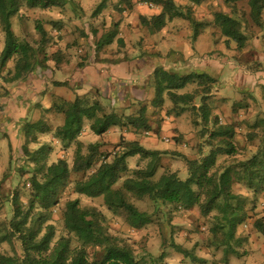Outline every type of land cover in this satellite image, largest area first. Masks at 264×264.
Returning a JSON list of instances; mask_svg holds the SVG:
<instances>
[{
	"label": "rangeland",
	"instance_id": "374dc122",
	"mask_svg": "<svg viewBox=\"0 0 264 264\" xmlns=\"http://www.w3.org/2000/svg\"><path fill=\"white\" fill-rule=\"evenodd\" d=\"M116 1L108 0L106 6L97 13L95 12L101 0H73L60 8L46 10L22 7L19 13L11 19L12 31L19 40L26 41L33 48H40L38 57L39 60H44L43 63H45L47 69H49L48 64H50V61L57 62L60 65L64 63L67 65L72 64L71 70L68 72L51 71L50 79L52 81L73 80V68L75 65H84L85 62H87V66L91 65L93 61L100 58V54L107 56L104 57L107 62H117L121 61L122 58L125 59L128 52L135 48L145 49L146 52L148 50L155 52L154 48L160 43L159 37L167 29V34H175L180 39L196 41L192 37L194 29L189 21L177 18L175 22L168 23L161 31L151 34L146 27L140 24L139 17L142 16L141 12L146 14L143 16L150 17L151 11L154 10L153 7L148 8V3H144L142 0H127L131 7L121 12L113 7ZM174 1L182 6L183 10L186 9V1ZM224 1L205 0L201 5L194 6L191 11V18L194 22L200 24L198 34L205 30H210L214 37V39L210 38L207 48L208 52L211 53V57L197 59H200V62L208 60L219 61L223 66V70L219 73L208 67L201 70V73L202 71L203 73H208L218 80L217 84L214 82L211 85L210 93L213 94L211 97H207L205 102L209 100V103L214 104L221 97H227L230 100L234 99L233 101L237 102L240 100V96H244L240 100V102L244 101V103L232 105L230 111H223L219 106H216L215 110L217 109L219 113L213 116L210 114L211 120L213 117H217L218 124L232 125L235 131L231 140L234 149L232 155L220 153L217 155V164L223 166L250 158L256 152L260 136L263 135L262 132L264 130L262 126L255 130L252 129L258 120L264 119V93L261 87L254 85L257 91L239 87L235 80L237 72L230 68V66L236 65L235 67L241 66L244 68V71L262 72L264 70V34L263 31L249 22L246 2H237L233 11L237 16H242L246 20L244 34L248 39L241 52L234 50V43H231L232 47H226L223 43L224 41L221 42L222 37L219 30L213 25V14L215 12L229 11V4ZM121 8L123 9L122 6ZM262 18L264 21V13ZM124 19L127 20V23H123L125 30L120 31L119 26ZM36 22L47 33L46 41L41 44H39V35L35 30ZM54 22L59 24V29L52 27ZM113 30L116 31L117 38H120L118 36L119 33L124 35V39L120 38L122 45L114 42L111 46L103 47L99 54H96L94 52L95 43L101 36ZM147 34H155L157 38L155 40H147L148 37L146 38L145 36ZM200 41L201 38L197 40L198 44ZM3 44L4 34L0 27V52ZM92 56L93 58H91ZM197 56L200 55L196 54L195 57ZM262 58L263 61H261ZM13 67L14 63L8 61L4 67L0 68V98L4 97L6 92H8L7 88L11 89L15 86L18 87L19 91L24 90L26 92L28 85L19 82H8L12 77ZM186 70L179 74L184 75L192 72V70ZM193 71L199 72L197 70ZM41 73V70L36 69L28 79L36 81ZM48 77L45 76L43 81L49 93L51 91V93L54 92L55 94L62 92L72 95L70 89L66 87H54L52 82H48ZM118 86V92L113 98H110L114 102L113 105L108 100L98 98L104 109L106 111L113 110L118 114L128 116L135 115L140 107L145 106L147 124L150 129L148 131H135L132 127H129L117 129L115 132H109L99 137L92 135L79 136L78 141L84 146V152L85 146L91 144L92 142L90 141L95 138L98 139L94 143L99 142L101 144L100 151L110 153L119 149L117 146H119L121 138L127 142L128 138L131 140L133 137L144 141L140 145L148 150L162 149L161 152H165L161 157L162 166L169 169V171L177 172L181 179H185L187 172L184 158L200 159L206 156L210 150L224 147L225 143L219 137L211 136V132L215 130L213 122L203 123L201 112L197 111L200 106V98L194 100V110L185 109L184 111L186 112L177 114L171 110L172 105L167 100L161 111H157L151 105L154 97L151 78H148V81L142 86V90L138 89V92L135 93L139 98L134 94L131 84L129 86L119 84ZM82 88L83 91H89L87 96L90 98L99 91L97 87L89 88L83 86ZM195 88L196 85L191 84L182 93L201 91V89ZM239 94L241 95L239 96ZM47 97L50 99L46 103V109L48 110H43L37 118L36 109H42L39 103L40 100L37 99L35 106L30 108L31 115L28 113L26 118L20 119L19 122L15 123L11 115H9L11 112L3 111L4 105L0 106V230H3V224H6L12 218L13 195L18 197L24 207L30 197V185L28 182L33 173L34 164L24 156L22 147H26L29 152H34L41 146H49L50 152L47 155V164L62 158L71 168L75 144L73 143L68 148H64L52 134L54 129L63 123V116L55 114L52 108L54 104L64 100L59 97H57L59 99H52L49 95ZM20 98L25 101L22 95H20ZM74 99L72 98V101ZM165 115L170 117V121H166V118L162 119ZM38 121L42 123V129H46L44 131L46 133H39L41 131L33 129L31 131L34 132L33 135H26L25 132H28L30 125ZM4 123L7 124L4 125ZM252 130L254 132H251ZM6 132H9V134L16 133L18 140L14 148L8 145L9 140ZM146 132H152V135H147ZM249 132L256 134L255 137H253L254 135L252 136V140L247 137ZM175 137H178V139H175ZM147 138L157 140V146L150 145ZM54 140L58 143H54ZM136 165L142 167L145 162L140 161L138 157L128 158V167L130 169L135 168ZM161 173L162 169L158 171V175ZM82 176V174L71 172L70 181L80 179ZM232 191L243 197L244 209L248 218L237 228L236 237L240 238L242 242L235 247L236 254H229L226 259L222 256L223 248L214 245L213 237L210 233L212 221L209 218L200 216L196 208L184 210L174 205H166L159 209H154L152 203L148 200L132 201L138 210L146 212L152 217V221L145 228L133 230L122 216L112 214L104 207L102 198L91 199L73 194L70 185L64 190L58 205L53 208L51 213L49 223L55 228L53 242L59 237L67 235L63 227L62 212L68 201L77 199L80 207L94 208L104 216L106 232L110 236L117 238L121 244L128 245L134 252L138 264H151V260L158 257H161L162 264H264V238L253 228V223L256 220L264 222V192L254 193L237 184L232 186ZM71 246H77L74 238H72ZM174 246H179L193 253L197 261L185 258L176 251ZM88 251L91 253L92 248L88 247ZM0 254L11 257L21 255L20 243L15 236L9 240L0 241Z\"/></svg>",
	"mask_w": 264,
	"mask_h": 264
},
{
	"label": "trees",
	"instance_id": "16d2710c",
	"mask_svg": "<svg viewBox=\"0 0 264 264\" xmlns=\"http://www.w3.org/2000/svg\"><path fill=\"white\" fill-rule=\"evenodd\" d=\"M70 1L73 0H0V27L4 34L0 68L8 61L14 63L12 77L8 82L23 84L36 69L42 72L47 69L44 60H39L40 48H33L26 41L19 40L12 31L11 19L22 7L46 10L60 8L71 3ZM184 1L187 3L185 10L174 0H142L159 8L160 12L150 17L140 16V24L153 34L161 31L174 19L181 18L193 25L192 37L195 38L200 24L191 18V11L194 6L201 5L205 0ZM240 1L246 2L249 22L264 34V0H225L224 2L229 4V11L215 12L213 25L224 39V45L229 47L234 43L236 52L242 51L248 39L244 34L246 20L233 11L234 5ZM107 2L108 0H101L95 13L103 9ZM118 5L123 9L118 8ZM113 7L122 12L129 9L131 4L127 0H118ZM52 27L59 29V24L54 22ZM35 30L39 35V44L46 41V30L38 22L35 24ZM114 41L122 45V40L117 38V33L113 30L98 39L94 52L97 54ZM179 73L181 72L165 70L160 66L154 69V97L151 105L160 111L168 100L172 105L171 110L180 114L185 109L194 110L193 102L200 98L197 111L201 112L203 123L213 122L215 130L211 132V136L219 137L225 143L224 147L210 150L200 159L184 158L187 177L181 179L177 172L162 166L161 157L165 152L148 150L137 141L126 142L121 138L117 146L119 149L110 153L101 152L99 142L87 144L84 152V146L78 141L85 127L89 133L98 137L106 134L111 128L132 127L135 131H148L150 128L145 106L140 107L135 115L128 116L113 110L106 111L98 100V92L92 98L87 95L76 96L72 102L61 101L54 104L53 112L63 116V123L54 129L53 137L64 148L75 144L71 168L62 158L47 164L49 146H41L34 152L22 147L24 156L34 164L28 182L30 197L24 207L18 197L13 195L12 218L3 224V230H0V241L9 240L14 236L17 238L21 255L11 257L0 254V264H138L132 249L106 232L104 216L94 208L80 207L77 199L68 201L62 212L63 227L67 235L53 242L55 228L49 223L51 213L68 185L72 187L73 194L91 199L102 198L104 207L110 213L122 216L133 230L145 228L152 221V217L138 210L132 201L148 200L154 209L166 205H174L184 210L196 208L200 216L212 221L210 233L214 245L223 248V258L236 254L235 247L242 242L236 237V231L248 216L244 209L243 197L233 193L232 186L237 184L254 193L264 192V130L258 148L250 158L224 166L218 165L219 153L232 155L234 152L231 140L235 131L232 125L218 124L217 117L212 120L210 118L205 99L211 94L210 87L215 80L206 73L196 71L184 75ZM191 84H195V89L201 91L182 93ZM261 89L264 93V86ZM41 124L40 121L31 124L28 132H25L26 135H33V129L46 133ZM261 126L264 128V119L258 120L252 129ZM251 132L247 137L252 140L256 134ZM133 157H138L145 165H136L130 169L128 158ZM160 169L162 173L158 175ZM71 172L83 176L70 181ZM253 228L264 238L262 220H256ZM71 237L76 240L77 246H71ZM88 247L92 248L91 253ZM174 247L185 258L197 261L193 253L179 246ZM161 261V257H158L151 260V264H162Z\"/></svg>",
	"mask_w": 264,
	"mask_h": 264
},
{
	"label": "crops",
	"instance_id": "0c3cea01",
	"mask_svg": "<svg viewBox=\"0 0 264 264\" xmlns=\"http://www.w3.org/2000/svg\"><path fill=\"white\" fill-rule=\"evenodd\" d=\"M117 3H118V0L115 2V5ZM117 7L121 8L119 5ZM152 7L154 8V10L151 11L150 15H155L160 12V9L157 7L151 6L148 8H152ZM141 15L143 16L146 14H143L141 12ZM126 21L127 20L124 19L122 23L120 24L119 26L120 31L125 30L123 25L127 23ZM173 22H175V19L172 22H170V24ZM167 32H168V29L165 30V32L162 33V35L159 37L160 43L158 44L157 47L154 48L155 52H151L150 50L146 52L145 49L141 50V49L135 48V49H132V51L128 52V55L126 56L125 59L122 58L121 61H117V62H111V61L107 62L104 58L107 56L100 54L101 55L100 58L93 61L91 65L87 66V62H85L84 65H80V66L75 65L73 68L74 69L73 80H70V81H61V80L52 81L50 77L52 75L51 71L53 70H58L62 72L70 71L72 64L70 63L69 65H67L66 63H64L60 65L59 63L56 64V62L50 61L49 62L50 64H48L49 69H46L45 71H43L41 75L38 76L39 77L38 80L30 81L28 79L25 83H23L24 85H28L26 92H24V90L19 91L17 86L11 89L7 88L9 90L8 95L0 98V106L4 105L3 111H6L7 113L11 112V114L9 115H11L13 122L15 123V122H19L20 119L26 118L28 116V113H30L29 115H31L30 108L35 106L37 99L40 100L39 103L42 107V109L41 108L38 110L36 109V117L38 118V116H40V113L43 110H48L46 109V103L50 101V99L47 97V95H49L50 98L52 97V99L63 98V100L66 102H72V98H75L76 96H84L88 94L89 91H83V88H82L83 86H86L89 88L97 87L99 90L97 91L99 94L98 98L100 99L103 98L105 100H108V102H110L111 105H113L114 102L110 98L111 97L113 98L116 92H118L119 84L128 85V86L131 84L132 88L134 89V94H135L136 92H138V89L142 90L141 88L146 83V81H148V78H151V84H152V73L157 66H160L165 70L172 69V70H177L180 72H185L187 71L186 69H188L189 71L197 70L201 72V70L206 69L207 67L211 70L217 71L218 73L223 70V66L221 65L222 63L219 61L215 62V61L208 60V61L200 62L199 61L200 59H197V58H205L208 56L211 57L210 55L211 53L208 52L207 48L209 46L210 38L214 39V37L212 33L210 32V30H205L204 32L198 34L195 38H193L194 40H196L195 42L190 41V39H180L179 37H177V35L169 34V33L167 34ZM118 36L121 39L122 38L124 39L123 34L120 35L119 33ZM145 36L146 38L148 37L147 40L148 39L155 40L157 38L155 34L154 35L147 34ZM199 38H201V41L198 44L197 40ZM223 41L224 39L222 38L221 42ZM229 47H232V46L230 45ZM97 54H99V52ZM196 54L200 56L195 57ZM91 58H93V56ZM261 61H263V58ZM198 65L202 67L199 68ZM235 66L236 65L230 66V68L237 72L235 75V80H236V84L239 87L240 86L246 87L248 90L251 89V91L253 90L257 91L255 88L256 86L254 85H257L259 87L264 86V70L262 72H258V71L248 72V71H244V68H242L241 66H238V67H235ZM206 74L209 75L208 73ZM45 76H49L47 80L50 83L52 82L54 87L56 88L66 87L70 89L72 95L68 93L65 94L62 92L55 94L54 92L51 93V91L49 93L46 90V87L44 86L45 82L43 81V78ZM209 76L213 78L216 82L215 84H217V81H218L217 78L211 75ZM59 83H63L64 85H58ZM153 94H154V90H153ZM212 94L213 93H211L209 97H211ZM20 95H22V97L25 98V101H23L22 98H20ZM240 95L241 94H239V96ZM241 97H244V96H240V100H241ZM233 100L234 99L230 100L227 97H224V98L221 97L214 104L209 103L210 102L209 100L206 101L205 103L208 105L207 107L210 109V112H211L210 114L213 116L219 113L217 109L215 110L216 106H219L220 109L223 111H230V108L232 107V105L244 103V101L240 102L239 100L237 102H234ZM183 112H186V111H183ZM165 118H166V121L167 120L170 121V117H167L165 115L162 119H165ZM5 124L7 123H4V125ZM8 127H9V124H8ZM117 129L118 128H111L107 133L115 132L117 131ZM11 132H15V131H11ZM151 133L152 132H146L147 135H152ZM88 135L95 136L92 133H89V130L87 129V127H85V129L82 131V134L80 136L82 137V136H88ZM6 136H7V139L9 140L8 145L11 148H14V145L17 144V140H18V138H16V133L9 134V132H6ZM95 137H98V136H95ZM96 139L98 138H95L93 141H90V142L94 143ZM147 139L149 140L148 143L150 145L154 147L157 146V143H158L157 140H155L154 138H147ZM127 140L137 141L139 142V144L144 142V141L135 139L133 137L131 140H129V138ZM54 143L57 144L58 142L54 140ZM155 150L161 151L162 149L158 148Z\"/></svg>",
	"mask_w": 264,
	"mask_h": 264
},
{
	"label": "built area",
	"instance_id": "2783aa9c",
	"mask_svg": "<svg viewBox=\"0 0 264 264\" xmlns=\"http://www.w3.org/2000/svg\"><path fill=\"white\" fill-rule=\"evenodd\" d=\"M149 5V7H151L152 5L151 4H148Z\"/></svg>",
	"mask_w": 264,
	"mask_h": 264
}]
</instances>
